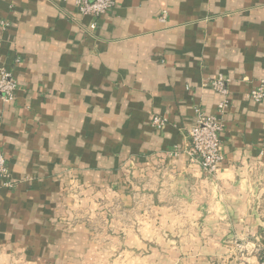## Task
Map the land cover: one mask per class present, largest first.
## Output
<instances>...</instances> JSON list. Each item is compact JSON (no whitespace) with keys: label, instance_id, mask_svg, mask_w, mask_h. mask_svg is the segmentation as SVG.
Masks as SVG:
<instances>
[{"label":"crops","instance_id":"obj_1","mask_svg":"<svg viewBox=\"0 0 264 264\" xmlns=\"http://www.w3.org/2000/svg\"><path fill=\"white\" fill-rule=\"evenodd\" d=\"M114 1L88 33L75 0H0V71L17 83L0 99L16 182L0 190V264H263L264 98L248 94L264 0ZM225 100L208 176L187 133Z\"/></svg>","mask_w":264,"mask_h":264},{"label":"built area","instance_id":"obj_2","mask_svg":"<svg viewBox=\"0 0 264 264\" xmlns=\"http://www.w3.org/2000/svg\"><path fill=\"white\" fill-rule=\"evenodd\" d=\"M75 6L78 12L83 16H88L93 19L90 24L88 33H91L96 27V19L107 14L114 6V0H75ZM227 80L223 76L212 82L211 86L214 91L219 94L227 95ZM17 83L14 77L6 70L0 71V99L4 102H11L15 99ZM248 97L254 102H260L264 98V78L260 80L256 89L249 92ZM227 106V100L222 101L217 106L216 115H208L201 109L195 111V121L188 130L187 140L188 146L185 150L188 161L197 164L204 174L214 175L218 166L223 160L222 143L220 133L222 124L220 116L223 114ZM152 124L156 127H161L163 121L160 118L154 117ZM176 150L170 155L175 156ZM7 162L0 152V190H11L15 186ZM264 264V263H263Z\"/></svg>","mask_w":264,"mask_h":264},{"label":"rangeland","instance_id":"obj_3","mask_svg":"<svg viewBox=\"0 0 264 264\" xmlns=\"http://www.w3.org/2000/svg\"><path fill=\"white\" fill-rule=\"evenodd\" d=\"M262 197H264V195H262ZM264 204V203H263ZM263 259H264V257H263Z\"/></svg>","mask_w":264,"mask_h":264}]
</instances>
